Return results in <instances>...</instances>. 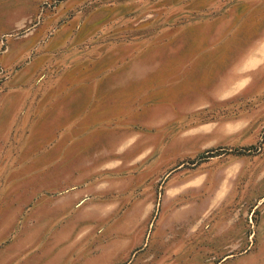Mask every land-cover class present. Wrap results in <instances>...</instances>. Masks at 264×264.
<instances>
[{
    "label": "rangeland",
    "instance_id": "374dc122",
    "mask_svg": "<svg viewBox=\"0 0 264 264\" xmlns=\"http://www.w3.org/2000/svg\"><path fill=\"white\" fill-rule=\"evenodd\" d=\"M0 264H264V0H0Z\"/></svg>",
    "mask_w": 264,
    "mask_h": 264
}]
</instances>
